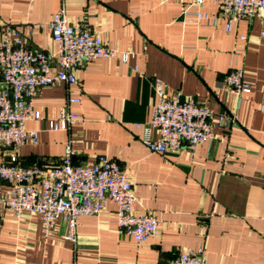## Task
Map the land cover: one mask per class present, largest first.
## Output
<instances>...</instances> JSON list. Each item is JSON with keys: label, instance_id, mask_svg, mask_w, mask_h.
Segmentation results:
<instances>
[{"label": "crops", "instance_id": "1", "mask_svg": "<svg viewBox=\"0 0 264 264\" xmlns=\"http://www.w3.org/2000/svg\"><path fill=\"white\" fill-rule=\"evenodd\" d=\"M63 7L71 22L80 18L128 61L94 59L74 70L78 83L42 88L36 109L57 117L78 98L70 109L80 120L59 131L27 121L37 143L0 147V164L16 153L26 166L56 165L72 141L75 163L101 156L119 162L138 198L136 212L157 216L160 229L139 243L120 230L109 202L100 215L79 218L72 241L64 219L46 234L38 213L16 219L0 204V264H160L185 248H204L207 264H264V21L236 22L228 32L221 16L211 25L219 12L211 0L201 8L196 0H0V42L10 25L30 46L55 53L48 25ZM199 9L207 15L200 23L184 17ZM235 68L244 69L250 92L222 87ZM156 79L228 122L194 148L150 151L146 133L159 135L149 125ZM10 191L0 177V197Z\"/></svg>", "mask_w": 264, "mask_h": 264}, {"label": "built area", "instance_id": "2", "mask_svg": "<svg viewBox=\"0 0 264 264\" xmlns=\"http://www.w3.org/2000/svg\"><path fill=\"white\" fill-rule=\"evenodd\" d=\"M206 0H196L201 8ZM219 9L230 32L240 21H264V0H211ZM186 19L200 23L207 15L200 9L184 12ZM49 30L58 44L55 53L30 46L20 32L10 25L3 27L0 42V147L17 149L31 139L37 143L35 131L26 129L29 120H45L53 131L67 130L80 120L70 105L80 101L70 98L57 117H46L36 109L34 99L46 86L61 82L78 83L74 73L77 67L99 58H120L128 61V53L105 44L90 28L77 18L71 22L63 7L50 21ZM264 36V34H263ZM57 68L54 69V65ZM155 102L149 122L158 131L157 137L146 133L144 142L152 152L165 153L183 147L194 148L214 138L217 124L228 122L226 115L216 119L212 107L193 97L182 98L178 91L171 93L167 84L156 79L153 83ZM222 87L241 95L251 91L244 79V69H232L223 79ZM12 90V98L10 97ZM72 141L65 146L63 158L56 165H24L16 153L0 164V177L8 181L11 191L0 197L16 219L26 212L41 216L42 229L51 234L59 219L68 226L66 238L76 241L79 218L100 215L109 202L117 205L120 230L142 243L158 234L160 219L148 212L137 213L138 200L126 169L116 160L99 157L95 161L75 163ZM160 264H207L204 248L180 249L171 259Z\"/></svg>", "mask_w": 264, "mask_h": 264}, {"label": "water", "instance_id": "3", "mask_svg": "<svg viewBox=\"0 0 264 264\" xmlns=\"http://www.w3.org/2000/svg\"><path fill=\"white\" fill-rule=\"evenodd\" d=\"M9 92H10V97L12 98V90L10 89V91H9Z\"/></svg>", "mask_w": 264, "mask_h": 264}]
</instances>
